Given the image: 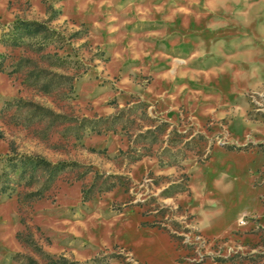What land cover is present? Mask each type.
Wrapping results in <instances>:
<instances>
[{
  "label": "rangeland",
  "instance_id": "rangeland-1",
  "mask_svg": "<svg viewBox=\"0 0 264 264\" xmlns=\"http://www.w3.org/2000/svg\"><path fill=\"white\" fill-rule=\"evenodd\" d=\"M0 264H264V0H0Z\"/></svg>",
  "mask_w": 264,
  "mask_h": 264
}]
</instances>
